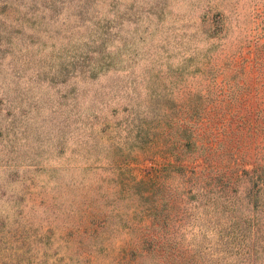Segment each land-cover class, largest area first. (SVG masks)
<instances>
[{
    "label": "rangeland",
    "instance_id": "rangeland-1",
    "mask_svg": "<svg viewBox=\"0 0 264 264\" xmlns=\"http://www.w3.org/2000/svg\"><path fill=\"white\" fill-rule=\"evenodd\" d=\"M0 264H264V0H0Z\"/></svg>",
    "mask_w": 264,
    "mask_h": 264
}]
</instances>
